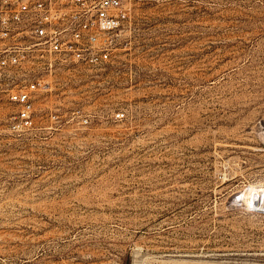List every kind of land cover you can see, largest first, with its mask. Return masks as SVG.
<instances>
[{
	"label": "rangeland",
	"instance_id": "rangeland-1",
	"mask_svg": "<svg viewBox=\"0 0 264 264\" xmlns=\"http://www.w3.org/2000/svg\"><path fill=\"white\" fill-rule=\"evenodd\" d=\"M45 79L29 129L0 97V264H264V0H131Z\"/></svg>",
	"mask_w": 264,
	"mask_h": 264
},
{
	"label": "built area",
	"instance_id": "built-area-1",
	"mask_svg": "<svg viewBox=\"0 0 264 264\" xmlns=\"http://www.w3.org/2000/svg\"><path fill=\"white\" fill-rule=\"evenodd\" d=\"M130 19L131 0H0V97L17 105L13 126L32 127L33 93L47 88L46 75L110 62Z\"/></svg>",
	"mask_w": 264,
	"mask_h": 264
},
{
	"label": "bare ground",
	"instance_id": "bare-ground-1",
	"mask_svg": "<svg viewBox=\"0 0 264 264\" xmlns=\"http://www.w3.org/2000/svg\"><path fill=\"white\" fill-rule=\"evenodd\" d=\"M245 192V191H244ZM263 190L256 187H250L242 198L252 201L253 203H259L262 199Z\"/></svg>",
	"mask_w": 264,
	"mask_h": 264
}]
</instances>
